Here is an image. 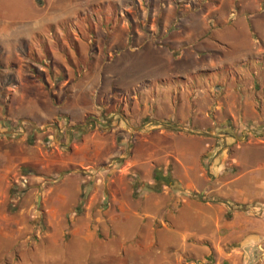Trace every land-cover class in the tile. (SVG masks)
<instances>
[{
  "label": "rangeland",
  "instance_id": "374dc122",
  "mask_svg": "<svg viewBox=\"0 0 264 264\" xmlns=\"http://www.w3.org/2000/svg\"><path fill=\"white\" fill-rule=\"evenodd\" d=\"M148 124L152 177L159 170L173 184L182 166L207 177L264 167V0H0V264H139L140 254H103L95 243L108 241L92 226L106 204L42 203L35 181L58 176L35 165L62 162L77 133L113 128L114 139L126 135L133 146ZM174 144L195 157H166ZM5 151L28 162L13 165ZM129 158L79 170L90 172L82 184L132 188L136 175L118 172ZM73 174L63 175L67 187ZM194 197L210 203L205 192ZM236 210L264 216L262 205ZM88 228L98 241L76 235Z\"/></svg>",
  "mask_w": 264,
  "mask_h": 264
},
{
  "label": "crops",
  "instance_id": "0c3cea01",
  "mask_svg": "<svg viewBox=\"0 0 264 264\" xmlns=\"http://www.w3.org/2000/svg\"><path fill=\"white\" fill-rule=\"evenodd\" d=\"M31 87L35 86L29 85ZM27 120L21 119L24 122ZM111 122L112 127H118L116 119ZM149 125L140 130L148 133L133 140V146L128 145L126 135L119 140L114 139L113 128L111 132L104 128L107 130L102 136L77 133L66 138L64 149H69V154L62 162L54 166L35 165L46 175L54 173L55 180L58 176L54 182L51 176L35 181L42 190V203L55 206L56 209L67 200H71L72 204L87 201V209L106 204L104 206H108V213L95 215L92 226L104 233L108 241L95 243L104 248L101 251L103 254L119 252L128 259L140 254L141 257H137L139 264L151 260H154V264H264V256L259 252V247L264 251V216L256 219L236 210L240 206L252 204L264 206V167L230 177H221L224 172L212 171L209 174L213 176L207 177L200 168L182 166V173L174 176L173 187L171 184L163 186L161 191L152 178L154 139L148 138V134L154 131V127L147 129ZM159 134L168 135L163 132ZM169 135L174 138L171 133ZM127 152L130 158L124 169L118 172L136 175L132 188L122 180L82 184L84 178L88 180L90 172H97L100 166L112 160L125 158ZM195 152L190 146L183 144L179 148L174 144L165 149L164 155L182 164V158L191 159L195 157ZM11 153L5 151L2 155L13 165L28 162L20 154ZM114 168L108 170L109 173H113ZM84 169L90 172H78ZM68 173H76L72 176L78 174L74 177V185L69 188L63 180V175ZM102 175L99 174V177L103 178ZM170 179H173L171 175ZM154 189L159 191L154 193ZM130 190L135 194L133 200ZM202 192L206 193L210 203L195 199L194 196ZM132 205H135V209H132ZM111 206L115 212H109ZM83 233L76 231L78 237L88 238L83 242L90 241L92 236L94 241H98L97 231L90 232L88 228L86 234ZM148 254H154V258L144 257ZM210 258L213 262H207Z\"/></svg>",
  "mask_w": 264,
  "mask_h": 264
},
{
  "label": "trees",
  "instance_id": "16d2710c",
  "mask_svg": "<svg viewBox=\"0 0 264 264\" xmlns=\"http://www.w3.org/2000/svg\"><path fill=\"white\" fill-rule=\"evenodd\" d=\"M152 178L156 184H161L162 186H167L172 184L169 174L163 175L159 170L156 173L153 171ZM158 191H159L158 189H154V192H158Z\"/></svg>",
  "mask_w": 264,
  "mask_h": 264
},
{
  "label": "built area",
  "instance_id": "2783aa9c",
  "mask_svg": "<svg viewBox=\"0 0 264 264\" xmlns=\"http://www.w3.org/2000/svg\"><path fill=\"white\" fill-rule=\"evenodd\" d=\"M259 252H260V254H262V256H264V251H263V249H261L260 247H259Z\"/></svg>",
  "mask_w": 264,
  "mask_h": 264
}]
</instances>
